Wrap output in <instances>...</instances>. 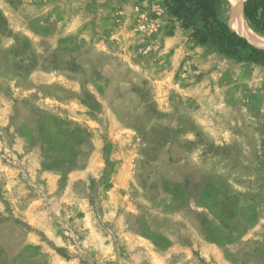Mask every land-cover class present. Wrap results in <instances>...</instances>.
I'll use <instances>...</instances> for the list:
<instances>
[{
    "label": "rangeland",
    "instance_id": "obj_1",
    "mask_svg": "<svg viewBox=\"0 0 264 264\" xmlns=\"http://www.w3.org/2000/svg\"><path fill=\"white\" fill-rule=\"evenodd\" d=\"M0 264H264V66L163 0H0Z\"/></svg>",
    "mask_w": 264,
    "mask_h": 264
},
{
    "label": "trees",
    "instance_id": "obj_2",
    "mask_svg": "<svg viewBox=\"0 0 264 264\" xmlns=\"http://www.w3.org/2000/svg\"><path fill=\"white\" fill-rule=\"evenodd\" d=\"M225 0H163L166 16L195 45L210 46L238 64L264 66V49L256 47L222 20ZM243 17L255 33L264 35V0H243ZM172 30L167 35H172Z\"/></svg>",
    "mask_w": 264,
    "mask_h": 264
},
{
    "label": "bare ground",
    "instance_id": "obj_3",
    "mask_svg": "<svg viewBox=\"0 0 264 264\" xmlns=\"http://www.w3.org/2000/svg\"><path fill=\"white\" fill-rule=\"evenodd\" d=\"M242 2L243 0H227L228 8L226 12L229 16L232 27L235 31L244 36L250 44L259 48H264V39L251 33L247 28L248 25L242 12Z\"/></svg>",
    "mask_w": 264,
    "mask_h": 264
},
{
    "label": "crops",
    "instance_id": "obj_4",
    "mask_svg": "<svg viewBox=\"0 0 264 264\" xmlns=\"http://www.w3.org/2000/svg\"><path fill=\"white\" fill-rule=\"evenodd\" d=\"M92 35H96V34H98L99 32H96V33H94V30H91V31H89ZM103 36V37H102ZM99 37H100V39H101V41L103 42V43H101V48L104 50V51H112V47H111V45H109L108 43H106V37L104 36V34L103 33H101L100 35H99ZM90 38H92V39H94V41L93 42H95L96 41V37L94 36V37H90ZM172 37H167V38H165V40L163 41V49L162 50H167V51H169L170 49H171V47H170V39H171ZM95 45V44H94ZM98 48H99V46H98ZM94 152V151H93ZM93 152H92V154H93ZM92 157V156H91ZM90 157V158H91ZM84 170V169H83ZM53 175V174H52Z\"/></svg>",
    "mask_w": 264,
    "mask_h": 264
},
{
    "label": "built area",
    "instance_id": "obj_5",
    "mask_svg": "<svg viewBox=\"0 0 264 264\" xmlns=\"http://www.w3.org/2000/svg\"><path fill=\"white\" fill-rule=\"evenodd\" d=\"M159 12H157V14H158Z\"/></svg>",
    "mask_w": 264,
    "mask_h": 264
}]
</instances>
